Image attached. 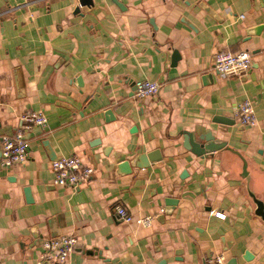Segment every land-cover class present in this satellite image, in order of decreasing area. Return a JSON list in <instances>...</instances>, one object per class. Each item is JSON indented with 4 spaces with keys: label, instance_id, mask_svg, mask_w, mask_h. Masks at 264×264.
I'll return each mask as SVG.
<instances>
[{
    "label": "crops",
    "instance_id": "0c3cea01",
    "mask_svg": "<svg viewBox=\"0 0 264 264\" xmlns=\"http://www.w3.org/2000/svg\"><path fill=\"white\" fill-rule=\"evenodd\" d=\"M238 50L245 72L214 69ZM140 79L159 91L138 96ZM40 110L26 161L6 167L0 145V264H36L62 234L78 237L73 264H264V0H0V139ZM189 131L227 145L199 155ZM73 154L93 176L56 184L52 160Z\"/></svg>",
    "mask_w": 264,
    "mask_h": 264
},
{
    "label": "built area",
    "instance_id": "2783aa9c",
    "mask_svg": "<svg viewBox=\"0 0 264 264\" xmlns=\"http://www.w3.org/2000/svg\"><path fill=\"white\" fill-rule=\"evenodd\" d=\"M241 17L244 15L241 14ZM252 57L247 50L219 51L214 57V69L222 75H230L245 72L251 65ZM135 92L138 96L154 95L159 91V83L151 79H140L135 81ZM236 114L242 124L253 125L256 123L254 103L251 99H245L238 107ZM26 121L22 127L12 134L1 136V160L3 165L10 167L17 163H23L29 157L28 141L25 136L26 129L31 123L46 127L48 116L43 111H27L23 117ZM54 182L58 185H66L72 188L80 187L91 179L95 167L86 163L79 155H63L51 162ZM117 216L125 222H136L149 227L152 225L153 216L145 215L134 217L124 205H116ZM219 216L224 213L217 212ZM78 245V237L74 234H62L48 237L42 241V251L36 264H73L72 252ZM205 264H226L225 256L222 254L208 257Z\"/></svg>",
    "mask_w": 264,
    "mask_h": 264
},
{
    "label": "water",
    "instance_id": "95a60500",
    "mask_svg": "<svg viewBox=\"0 0 264 264\" xmlns=\"http://www.w3.org/2000/svg\"><path fill=\"white\" fill-rule=\"evenodd\" d=\"M89 1L90 0H80L81 4H87ZM185 140L190 143L192 150L199 155L213 154L215 151L222 149L227 145V141L217 139L215 135H213L211 132L209 133V131L204 134H198L197 131H189L185 135ZM121 161L124 162L122 164L126 167L130 164L138 167L150 165V159L147 154L140 155L139 161H133L129 163V161L125 160L124 158H122ZM245 167L246 166H244V168ZM26 190L28 192V189ZM247 255H249V253H247ZM232 262L235 263V259H232Z\"/></svg>",
    "mask_w": 264,
    "mask_h": 264
}]
</instances>
